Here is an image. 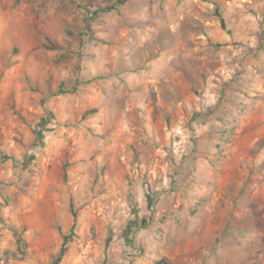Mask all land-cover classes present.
Listing matches in <instances>:
<instances>
[{"label": "rangeland", "instance_id": "374dc122", "mask_svg": "<svg viewBox=\"0 0 264 264\" xmlns=\"http://www.w3.org/2000/svg\"><path fill=\"white\" fill-rule=\"evenodd\" d=\"M116 1L0 0V264H264V0Z\"/></svg>", "mask_w": 264, "mask_h": 264}, {"label": "trees", "instance_id": "16d2710c", "mask_svg": "<svg viewBox=\"0 0 264 264\" xmlns=\"http://www.w3.org/2000/svg\"><path fill=\"white\" fill-rule=\"evenodd\" d=\"M129 1L130 0H117L109 9L114 10L118 5L126 4ZM220 20H221L222 26L225 27V24H226L225 19L223 17H221ZM72 216H73V224L70 228L69 233L62 237V239H63L62 245H61V248L59 250L58 255L53 260V264H61V262L63 261L65 255H66L68 244L72 241V238L75 236V232H76V228H77V214L75 211H72ZM132 225L133 224L131 223V226ZM157 264H169V261L167 259H162Z\"/></svg>", "mask_w": 264, "mask_h": 264}, {"label": "crops", "instance_id": "0c3cea01", "mask_svg": "<svg viewBox=\"0 0 264 264\" xmlns=\"http://www.w3.org/2000/svg\"><path fill=\"white\" fill-rule=\"evenodd\" d=\"M220 22H221V21H220ZM224 42H232V37H231L230 35H227L226 38L224 39ZM235 106H237V105H235ZM237 107H239V106H237ZM235 109H236V108H235ZM235 111H236V110H235ZM162 168H163V167H162ZM155 171H156V169H155L154 171H152L153 174L156 173ZM153 176H154V175H153ZM139 193H140V192H139ZM138 198H139V200H141V201H143V199H144V198H141V197H140V194L138 195ZM144 201H145V199H144ZM177 202H178V205H179V204H180V199H179ZM158 203H160V207H159V210L157 211V213H163V212L168 211L169 209H170V210L175 209V208H177V206H178V205L175 204L176 201L170 199V197L167 196V195H162V196H160V199L158 200ZM149 209H150V207H149L148 209H146V210H143L142 212H136V213H147V210L149 211ZM149 212H150V211H149Z\"/></svg>", "mask_w": 264, "mask_h": 264}]
</instances>
